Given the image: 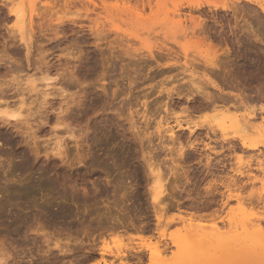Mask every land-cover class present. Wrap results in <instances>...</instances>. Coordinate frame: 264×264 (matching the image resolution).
Wrapping results in <instances>:
<instances>
[{
    "label": "rangeland",
    "instance_id": "rangeland-1",
    "mask_svg": "<svg viewBox=\"0 0 264 264\" xmlns=\"http://www.w3.org/2000/svg\"><path fill=\"white\" fill-rule=\"evenodd\" d=\"M67 1L0 0V105L23 113L0 116V264H221L202 263L188 224L264 219V131L231 119L264 120V42L236 21L262 36L264 14L245 0ZM239 246L214 248L222 264H264V241Z\"/></svg>",
    "mask_w": 264,
    "mask_h": 264
},
{
    "label": "bare ground",
    "instance_id": "bare-ground-1",
    "mask_svg": "<svg viewBox=\"0 0 264 264\" xmlns=\"http://www.w3.org/2000/svg\"><path fill=\"white\" fill-rule=\"evenodd\" d=\"M94 1V0H93ZM92 1V2H93ZM218 1V0H217ZM231 1V0H230ZM233 1V3H231V4H236V2H238V1H241V0H232ZM245 1H247L248 3H252V4H254L257 8H259L260 10H261V12L264 14V0H245ZM66 2H68L67 0H66ZM86 2H87V0H86ZM95 2V1H94ZM93 2V3H94ZM101 2H102V9L104 8L105 10H108L109 8L107 7V4H106V2H105V0H101ZM127 2V1H126ZM150 2H151V0H150ZM247 2H245L246 4H247ZM120 3H121V0H120ZM127 3H129V0H128V2ZM138 3V2H137ZM149 3V2H148ZM208 3V2H207ZM206 3V4H207ZM221 3L223 4V2H217V3H215V4H213L212 6H214V8L216 9V10H218L220 7H222L221 6ZM227 3H228V0H227ZM69 4V3H68ZM94 4H96V3H94ZM122 4H123V2H122ZM124 4H125V2H124ZM151 4V3H150ZM149 4V5H150ZM204 4V3H203ZM227 5V6H225V5H223L224 6V9L225 8H229V7H231L232 5ZM241 4V3H240ZM98 5V4H97ZM118 5H120L119 3H118ZM126 5V4H125ZM145 5V4H144ZM192 5H194L195 7H201V4L200 3H195V4H192ZM151 6V5H150ZM209 6V5H208ZM235 6V5H234ZM12 7V6H11ZM22 7V6H21ZM20 7V8H21ZM101 7V6H100ZM110 7V6H109ZM114 7V6H113ZM116 7H117V5H116ZM120 7H121V5H120ZM125 7H127V6H124L123 8H125ZM131 7V6H130ZM153 7V6H152ZM119 8V7H118ZM227 8V9H228ZM233 8V7H232ZM36 10H37V8H35ZM129 9V8H128ZM128 9H123V10H119V11H117L114 15H122V16H129L130 17V15H131V12L132 11H129ZM235 9V8H234ZM241 9V8H240ZM253 9V8H252ZM252 9H250V10H252ZM259 9H257V10H255L254 9V12L258 15V13H260V11H259ZM36 10H34V11H36ZM236 10H238V9H236ZM249 10V11H250ZM235 11V10H234ZM248 11V12H249ZM253 11V10H252ZM259 11V12H258ZM12 12V11H11ZM239 12V11H238ZM238 12H236L235 11V13L234 14H237ZM247 12V11H246ZM253 12V13H254ZM38 13V12H37ZM251 13V12H250ZM14 14L17 16V18H18V20H20L19 21V23L20 22H23V20H24V17H25V11L23 10V8H21V9H19L18 11L16 10L15 12H13V16H14ZM34 14V13H33ZM33 14H32V17H33ZM99 14L100 13H97V15L99 16ZM132 14H134V13H132ZM239 14V13H238ZM244 15V14H243ZM34 16H35V14H34ZM87 17L86 18H90L91 19V17H89L90 15L89 14H87L86 15ZM95 16V15H94ZM110 16V15H109ZM132 17H133V15H131ZM237 16V15H236ZM240 16L242 17V18H244V25L246 26V27H244V28H242V31L244 32V31H248V36H251L252 38H254L255 39V41H259V42H264V34L261 36V33H259L260 31H258V29L257 28H254V25L252 24V22H250L249 21V18L247 19V18H245L244 16H246V15H244V16H242V15H239V16H237L236 17V21L237 22H239L240 21ZM249 16V15H248ZM259 16H260V14H259ZM107 17V16H106ZM129 17H127V18H129ZM136 17H138L137 15H136ZM260 17H262V16H260ZM99 18V17H98ZM98 18H97V16H96V18L94 17V20L96 21V22H94V20H93V22L95 23V24H97V21H98ZM242 18H241V21H242ZM252 18V17H251ZM34 19H35V17H34ZM263 19V18H262ZM261 19V20H262ZM75 20V19H74ZM101 20V19H100ZM129 20H136V19H131V17L129 18ZM137 20H139L138 18H137ZM258 20V19H257ZM91 21H92V19H91ZM90 21V22H91ZM33 22V21H32ZM76 22V21H75ZM205 22V21H204ZM258 22V21H257ZM262 22V21H261ZM260 22V23H261ZM134 23V22H133ZM136 23V22H135ZM139 23V22H138ZM240 23V22H239ZM239 23H237V24H239ZM259 23V24H260ZM263 23V22H262ZM105 23H103V25H104ZM216 25V24H215ZM235 25V24H234ZM261 25V24H260ZM33 26V25H32ZM93 26V25H92ZM101 26V25H100ZM232 26V25H231ZM259 26V25H258ZM104 27H105V25H104ZM236 27V26H235ZM93 28H94V26H93ZM100 28V27H99ZM98 28V33H99V31H100V29ZM102 29V28H101ZM245 29V30H244ZM105 30V29H104ZM203 30V29H202ZM91 31H95L94 29L92 30V27H91ZM103 31V30H102ZM231 32V31H230ZM95 33V32H94ZM193 33V32H192ZM241 33V32H240ZM245 33V32H244ZM21 35H22V33H21ZM247 35V34H246ZM210 37V36H209ZM217 37V36H216ZM244 37V36H243ZM242 38V37H241ZM21 39L22 40H24V37L22 36L21 37ZM228 39V38H227ZM240 39V38H239ZM224 40V39H223ZM250 40H252V39H250ZM238 41V40H237ZM239 42V41H238ZM253 44H255V43H253ZM211 46H213V45H211ZM228 47V46H227ZM264 51V50H263ZM230 53V52H229ZM218 62V61H217ZM216 62V63H217ZM220 68V67H219ZM75 78V77H74ZM45 80L47 81V83L45 84V85H43V88H45V90H47L46 88H49L51 85H50V80H51V78H45ZM28 82V81H27ZM31 81H29V83H30ZM28 83V84H29ZM31 86L32 85H34V83H31L30 84ZM36 85V84H35ZM35 85H34V88H36V87H38L37 85H36V87H35ZM44 90V91H45ZM205 90V89H204ZM38 92H40L39 90H37ZM204 92V91H203ZM207 92V91H206ZM178 93V92H177ZM210 93V92H209ZM214 93V92H213ZM42 94H45V96L46 95H48V93H46V92H42ZM203 94V93H202ZM212 94V93H211ZM40 95V94H39ZM170 95V94H169ZM206 95V94H205ZM243 95V94H242ZM213 96V95H212ZM209 97V96H208ZM226 97V96H225ZM213 98V97H212ZM215 98H216V96H215ZM248 98V97H247ZM220 99V98H219ZM259 99V98H258ZM24 99H22L21 101H23ZM212 99L210 98V101H211ZM218 100V99H217ZM228 100V99H227ZM251 100V99H250ZM230 101V100H229ZM224 102V101H223ZM237 102V101H236ZM19 103L21 104V102L19 101ZM18 103V104H19ZM24 103H25V100H24ZM215 103V102H214ZM213 103V105H216V104H214ZM219 103V102H218ZM217 103V104H218ZM226 103H227V101H226ZM225 103V104H226ZM1 104V103H0ZM20 104H19V108L22 106H20ZM23 104V103H22ZM4 105V104H3ZM207 105V104H206ZM211 105V104H210ZM2 105H0V116L1 117H5V118H7L8 120H10V119H15V120H19L20 118H22L23 117V113L19 110V108L18 109H15V108H10V106H9V104H6L5 106H3V107H1ZM208 106V105H207ZM215 107H217V106H215ZM238 107H240V106H237V108ZM23 109V108H22ZM256 111V110H255ZM257 114V113H256ZM254 118V117H253ZM231 119L232 120H234V122L235 123H238L239 125L241 124V126L243 127L242 129H244L245 131H250L251 129H255V128H261L263 131H264V120L261 122V124H257V125H255V124H253L252 122H251V118H250V115L249 114H243V115H241V116H239V115H237V116H232L231 117ZM177 120H179V118L177 119ZM181 121V120H180ZM180 121H178V123L180 122ZM159 126L161 127L162 125V122L160 121L159 123ZM180 124V123H179ZM164 125V124H163ZM183 126V125H182ZM168 127V126H167ZM175 128V127H174ZM173 128V126L172 127H168L166 130H165V132H167L168 133V135H169V137L171 138V139H176L175 138V136H176V131H175V129ZM191 128V127H190ZM248 129V130H247ZM250 129V130H249ZM243 130V131H244ZM164 131V130H163ZM242 131V132H243ZM61 144H62V140H59L58 142H57V146L56 147H58L57 148V151L61 154ZM59 150H61V151H59ZM53 151H56V150H53ZM62 155V154H61ZM160 188H161V190H160V194H163V193H165L166 194V191H167V187H166V185H163V184H161L160 185ZM171 196V195H170ZM240 200V199H239ZM188 226L190 227V229H189V233H192V235L194 234L195 236H194V238L196 237L198 240H199V242L201 243L202 241L203 242H206V244L204 243H202L201 245L200 244H196V243H194V242H192V244H194V249H198V251H197V256L198 257H201V261H202V263L203 262H206V263H216V262H219V263H223L224 262V259L222 258L223 257V255L220 257L219 255H218V253H220V255H221V252L222 251H220L219 252V250H218V248H214V247H216V246H223V248H226V250L227 251H229L230 249H232V248H235V246L236 245H240V243L241 244H244V243H246V244H249V243H253V242H255V241H257V240H259L260 242L261 241H264V219H261V218H250L249 216H247V215H243L239 220H238V224L236 225V229L234 228V230L232 229H227V230H225L223 227H220V226H215V227H213L212 228V230H210V231H205L204 229H203V227H200V226H198V225H195V224H193L192 222H189V224H188ZM223 228V229H222ZM240 229V230H239ZM188 232V231H187ZM188 233V234H189ZM190 235V234H189ZM188 235V236H189ZM188 236H186V238L188 237ZM190 237H191V235H190ZM190 237H188V238H190ZM151 238V237H150ZM186 239V240H190V239ZM193 240V239H192ZM207 242H209L208 244H207ZM174 243H175V245H177L178 247H182V243H180L179 241H174ZM211 243V244H210ZM196 244V245H195ZM214 244V245H213ZM217 244H220V245H217ZM222 244V245H221ZM198 245V246H197ZM209 245H211V247L213 246V249L209 246ZM199 246H201V247H199ZM202 246H205V248H208L209 249V251L207 252V251H205L204 250V248L202 247ZM165 247V246H164ZM228 247H232V248H228ZM240 247V246H239ZM244 247V246H243ZM159 248V247H158ZM167 248V247H166ZM162 249L161 251H159L158 250V252H159V256L162 254V255H164L163 253H167V249ZM191 248V247H190ZM200 248V249H199ZM238 248V247H237ZM247 248V247H246ZM152 249V248H151ZM211 249V250H210ZM244 249V248H243ZM250 249V248H249ZM252 249V248H251ZM260 249V248H259ZM258 249V250H259ZM108 250V249H107ZM193 250V249H192ZM220 250H222V248H220ZM103 251V250H102ZM210 251H212V252H210ZM232 251H233V249H232ZM263 251V250H262ZM210 252V253H209ZM236 252H237V250H236ZM238 252H244V251H242V249H240L239 248V251ZM249 252H250V250H249ZM253 252H255L256 253V251L254 250ZM258 252V251H257ZM264 252V251H263ZM262 252V253H263ZM104 253H106V252H104ZM109 253V252H108ZM192 253V252H191ZM194 253V252H193ZM192 253V254H193ZM254 253V254H255ZM226 254H227V252H226ZM225 254V255H226ZM245 254V253H244ZM243 254V255H244ZM246 254H247V251H246ZM128 255V254H127ZM127 255H126V253H124L123 251H119V252H117V253H115V258L117 259V261H120V262H122V261H125V260H127L126 258H127ZM138 255V254H137ZM157 255V254H156ZM231 255H233V254H231ZM236 255V254H235ZM258 255V254H257ZM261 255V254H260ZM259 255V257H261ZM229 256V255H228ZM227 256V257H228ZM246 256V255H245ZM250 255H248V257H249ZM255 256H256V254H255ZM263 256V255H262ZM247 257V256H246ZM251 257V256H250ZM249 257V258H250ZM264 257V256H263ZM161 258H162V256H161ZM231 258V257H230ZM238 258V257H237ZM253 257H251V259H252ZM183 259H185L186 261L184 262V263H195V259H193V257H187L186 255H185V257L183 258ZM257 259V258H256ZM162 260V259H161ZM165 258H163V263L162 264H166V261H169V259L168 260H166ZM236 260H238V259H236ZM165 261V262H164ZM254 261H255V259H254ZM241 262V261H240ZM242 263V262H241ZM183 264V263H182ZM243 264H245V262L243 263Z\"/></svg>",
    "mask_w": 264,
    "mask_h": 264
}]
</instances>
